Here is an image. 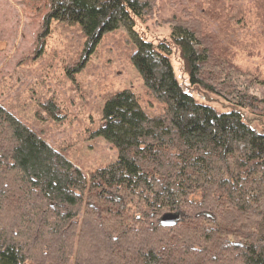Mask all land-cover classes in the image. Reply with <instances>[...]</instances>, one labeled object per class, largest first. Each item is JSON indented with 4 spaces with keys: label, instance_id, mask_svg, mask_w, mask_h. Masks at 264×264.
<instances>
[{
    "label": "trees",
    "instance_id": "16d2710c",
    "mask_svg": "<svg viewBox=\"0 0 264 264\" xmlns=\"http://www.w3.org/2000/svg\"><path fill=\"white\" fill-rule=\"evenodd\" d=\"M49 2L46 34L58 21L86 38L71 72L105 34L131 28L152 7ZM136 43L133 65L160 110L150 116L130 89L112 95L91 137L109 141L118 158L89 176L0 104V264H264V134L237 111L196 101L175 76L171 44L192 84L252 111L257 98L238 85L230 91L226 79L218 88L210 48L185 23L174 25L170 42ZM167 214L181 218L165 226Z\"/></svg>",
    "mask_w": 264,
    "mask_h": 264
},
{
    "label": "rangeland",
    "instance_id": "374dc122",
    "mask_svg": "<svg viewBox=\"0 0 264 264\" xmlns=\"http://www.w3.org/2000/svg\"><path fill=\"white\" fill-rule=\"evenodd\" d=\"M147 1L152 7L146 15L134 17L131 28L120 25L105 34L84 67L71 72L85 50L80 28L53 21L46 34L49 0H0V104L62 150L87 176L118 158L109 141L91 137L102 125L103 108L112 95L130 89L150 116L160 110L132 55L138 38L170 42L176 23L197 29L210 48L209 77L218 88L226 79L225 87L232 91L238 85L257 98L259 108L239 107L217 91L192 84L180 50L171 44L170 60L182 87L219 112H239L251 128L264 134V0Z\"/></svg>",
    "mask_w": 264,
    "mask_h": 264
},
{
    "label": "water",
    "instance_id": "95a60500",
    "mask_svg": "<svg viewBox=\"0 0 264 264\" xmlns=\"http://www.w3.org/2000/svg\"><path fill=\"white\" fill-rule=\"evenodd\" d=\"M180 214H167L163 216L161 223L165 226L176 224L180 220Z\"/></svg>",
    "mask_w": 264,
    "mask_h": 264
}]
</instances>
